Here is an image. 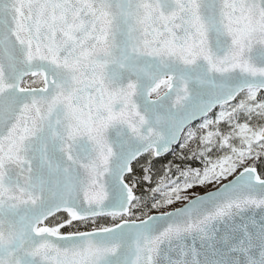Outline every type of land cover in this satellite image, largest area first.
<instances>
[{
    "label": "snow or ice",
    "instance_id": "snow-or-ice-1",
    "mask_svg": "<svg viewBox=\"0 0 264 264\" xmlns=\"http://www.w3.org/2000/svg\"><path fill=\"white\" fill-rule=\"evenodd\" d=\"M0 264H264V0H0Z\"/></svg>",
    "mask_w": 264,
    "mask_h": 264
}]
</instances>
